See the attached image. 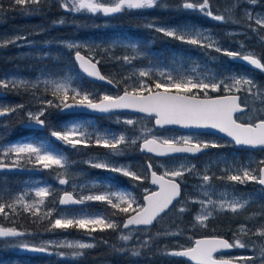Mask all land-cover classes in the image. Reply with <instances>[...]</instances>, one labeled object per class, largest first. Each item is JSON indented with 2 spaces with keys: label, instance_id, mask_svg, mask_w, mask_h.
Here are the masks:
<instances>
[{
  "label": "snow or ice",
  "instance_id": "6c2138e0",
  "mask_svg": "<svg viewBox=\"0 0 264 264\" xmlns=\"http://www.w3.org/2000/svg\"><path fill=\"white\" fill-rule=\"evenodd\" d=\"M47 0H11L10 7L18 8L23 14H31L40 11ZM260 0H231L230 6L226 7L223 13L216 14L213 11L212 0H180L172 5L166 0H54L55 6L65 12L80 13L88 12L92 14L102 13L105 16L122 13L126 10L143 9H169L189 11L211 18L221 23H231L240 25L242 20L249 21L247 28L255 34L259 42L264 45V12L257 13L255 7ZM4 11L0 5V13ZM240 12L241 19H236L235 14ZM56 23V22H54ZM58 23H64L61 19ZM146 27L162 33L166 37L178 40L181 43L197 46L201 49H211L217 53L240 60L264 72V55H259L255 51H248L242 54L240 51H230L222 48L213 36L195 25H177L175 27L157 26L155 22L149 23ZM228 36L235 33H226ZM25 37L15 36L12 38H0V48L8 45H15L18 40ZM69 50L87 47L90 52H95L99 45L95 47L89 45L74 44L72 42H61ZM120 43V42H116ZM131 54L115 57L117 62L122 61L123 66H133V61L146 58V53L141 50L138 43L121 44ZM111 47L103 49L109 52ZM244 48V44H241ZM94 57H85L79 50L75 51V61L79 69L87 77L95 78L99 81H106L107 84L119 88L123 85L121 94L96 93L82 90L75 84L76 77L72 73L60 76L46 75L41 73L43 79H0V89L24 90L30 93L35 101L37 111L26 113L27 125H35L40 128L48 126V121L44 118L49 109H56L59 112L71 111L73 109L85 108L100 113H113L115 110H134L139 113L154 117L155 125L163 128L166 125H180L183 127L211 128L225 133L231 138L235 146L250 149H260L264 151V84L257 83L245 74H238L230 71L229 74L212 73L206 68L198 71L201 65L194 64L190 68H184L183 64H177L173 59V66L168 68H134L133 71L124 75L119 80L106 77L101 73L97 65L99 60L93 62ZM151 64L152 62L149 61ZM220 76V79H217ZM158 77V78H157ZM223 90L225 95L209 96V90L218 92ZM39 93V94H37ZM244 93L243 96L239 95ZM201 94L203 98H201ZM51 96V99L48 96ZM25 108L24 104L15 106L0 105V117L8 116ZM117 123L133 126V135L120 134L111 131H101L91 124H84L78 121L65 123L60 130H52L50 136L61 142L71 151L80 152L92 145L107 149L104 157H90L84 163L97 169H105L114 173L130 177L133 181L147 180V173L151 175V184L157 185V191L144 189L143 202L137 201L130 192L122 190H112L109 187L103 192H99L95 181L76 183V176L71 172V167L76 161L71 160L63 149L55 148L51 141L33 138L30 141H18L8 145L0 144V169L17 168L21 161L32 164L34 168L40 170L55 171V179L59 185L71 184L73 191H63L54 188L52 185L30 187L25 191L10 196L8 201L4 200L5 193H0V216L10 218V216H20L29 214L36 222L46 221L47 231L57 229L82 230L91 236L97 231L107 230L120 231L127 230V234L121 232L119 240L128 243L133 239L139 240L141 231L139 226H144L147 231L155 221H158L162 214L167 215L173 211L177 219L181 222L183 216L189 213L191 205H199L193 216L192 227L208 228L212 219L219 215H229L239 217L247 212L250 204L254 203L251 197L245 198L237 195L235 190L229 191L232 185H245L254 182L264 186V159L259 161L250 160L237 162L233 159L209 161L208 165L200 169L193 164L188 156L177 158L174 154H202L210 148H220L221 145L215 141L203 140L198 136L185 135L180 137H158L153 134V129L142 126L136 130L138 121L134 119H117ZM91 129V130H90ZM139 143V149L147 153H154L157 157H168L166 163H161L164 168L162 174H157L153 163L146 164L144 175L131 170L130 165H117L113 157L120 156L132 146ZM12 159V163H7V159ZM224 164L221 169L223 173L216 176L209 174L213 165ZM194 176L199 183L192 186L195 195H189L183 188L185 176ZM214 180L224 181L225 187L221 192H217ZM80 190L87 194L74 195ZM59 196L58 205L66 206L58 208L57 202L51 200V207H47L49 198ZM30 194H34L28 199ZM217 198L214 199L213 197ZM86 202H102L112 210L108 212L89 211L86 208L73 209L72 205H85ZM179 205V206H177ZM46 209V210H45ZM10 210V211H9ZM56 214V218L52 219ZM123 214L125 219L119 223L113 217ZM256 220L264 221V206L258 211L252 212L244 217V222L240 223L232 232L233 239L230 242L219 236L196 239L194 246L178 248L165 251L167 256L186 257L196 264H255L256 259H260V264H264V240L257 243L253 240L250 243L243 237L252 236L264 238V222L252 231L248 223ZM14 222V221H13ZM136 226V227H132ZM179 227V225H177ZM181 231L163 233L157 232L155 237L178 236ZM24 233L15 227L0 226V237H20ZM152 235H146L139 244L125 249L115 248L114 251L130 254L132 257H140L143 253L141 249H148L153 241ZM107 244V241H104ZM49 246L56 248L71 249V252L60 251L56 253L61 257L70 255L72 258L83 257L85 250L93 249L95 244L82 241H61L54 243L45 242L41 246H31L21 243L19 247L30 251L45 253L49 251ZM257 250L256 256H239L234 258H216L214 253L224 249H246Z\"/></svg>",
  "mask_w": 264,
  "mask_h": 264
},
{
  "label": "trees",
  "instance_id": "16d2710c",
  "mask_svg": "<svg viewBox=\"0 0 264 264\" xmlns=\"http://www.w3.org/2000/svg\"><path fill=\"white\" fill-rule=\"evenodd\" d=\"M166 2H177L180 0H166ZM260 2H264V0H260ZM231 0H212L213 11L216 14L223 13L226 7H229ZM171 4V3H170ZM174 5V4H172ZM7 8V7H6ZM5 8V9H6ZM4 9V10H5ZM163 10V9H162ZM169 11L168 15L172 19L173 14L177 18H185L189 19L195 25H199L201 27H208L213 25L214 23H218L211 18L202 16L198 13H192L184 10H177L172 7L167 9ZM14 11V9H13ZM44 9L42 8L40 11H36L39 17H42L47 23L53 22V16L51 17L49 14L43 13ZM151 15H155L156 17H160V13L156 8L149 9L146 11ZM144 12V13H146ZM143 13V14H144ZM44 14V15H43ZM71 14H73L71 12ZM0 15L5 16V12L0 13ZM11 15L8 13V16ZM43 15V16H42ZM140 15H142L141 10H126L122 13L114 14L111 16L100 17L97 15H90L81 13L80 17L86 21L85 24L82 22V27L80 29V24H78V20L73 18V16H68L65 12L63 17L64 26L69 27L73 24V20L68 22L70 19H75V24L77 28H71L76 31L79 35H86L87 37H95V38H122V39H131L137 41L142 46L146 53V58H141L136 61H133L134 64L144 63L151 61L155 65H159L164 68L172 67L173 59L177 61V64L182 63L184 68H190L194 66V64L201 65V68L198 71H203L205 68L207 70L212 71H222L225 70L228 72L235 65L242 66L239 60H233L232 58L224 55L223 53H217L211 49H201L194 45H189L186 43H181L178 40L172 39L170 37L164 36L162 33H158L153 29L146 28L142 24V20ZM238 19L237 17H235ZM241 22L240 25H234V27L242 28L244 30V34H236L232 36H227L229 39H237L236 43L243 42H251L254 38L250 37L253 35L250 29L247 28V24ZM231 25V23H227L226 26ZM70 29V28H69ZM264 35V30H261ZM67 32V31H65ZM33 44V45H31ZM31 44L26 46H13L8 45L7 47L0 48V78L1 79H12V78H23L30 77L35 78L39 76L41 73H49L55 72L60 73L63 70H60V60L61 57L64 59V63L61 68H66L71 71V73L76 77L75 84L79 86L82 90H88L92 87L103 86L100 84H96L91 82L90 80L83 77L76 68V65L73 61V51L79 50L83 52L85 55H88L87 51L80 47L79 49L69 50L64 45L57 47L56 44L45 45V43H36L31 42ZM56 45V46H55ZM109 48V46L99 47L96 49L95 54L91 57H94V60H99L98 64L100 71L109 78H113L114 80L121 79L124 74L122 73L123 62H117L115 57L123 56L122 48L111 47L109 52H104L103 49ZM254 48V45L252 46ZM257 50V54H264V45L260 44V46L255 47ZM254 48V49H255ZM58 56V57H57ZM57 57V59H56ZM55 61L53 67L57 69V71L52 70L47 66L48 61ZM37 68V69H36ZM158 78V77H157ZM105 87V86H104ZM111 89V88H110ZM113 90V89H112ZM2 96H0V100H5L9 105H16L19 102L25 103L27 100L31 102V95L26 96V93L17 92L15 90H4L0 89ZM21 91V90H20ZM123 91V85L119 88L116 87L114 92ZM224 91L212 92L209 90L210 95L222 94ZM244 94V93H241ZM201 96H203L201 94ZM49 97H51L49 95ZM25 109V108H24ZM23 109V110H24ZM21 110L18 115L15 113L10 114L5 117V123L0 127V132L6 137L3 138L2 141L6 143H13L18 141H30L33 138L43 139L51 141L52 139L43 135L47 132V127L37 129L33 128L29 125L26 127L23 126L24 116L20 115ZM48 114H53V117H73V118H88L93 127H109L115 125V120L112 116H94L85 113H75V114H63L56 109H49ZM47 118V117H44ZM113 119V120H112ZM145 126L147 128L153 129L155 131L153 125L152 117H146ZM142 120V121H143ZM141 121V122H142ZM50 124V122H48ZM53 146L57 149H63L58 142H55ZM92 149H95L93 147ZM84 150V149H83ZM82 152V151H81ZM80 153V152H79ZM85 155V154H80ZM12 163V161H8ZM21 166L25 167H33L32 164L27 163L26 161H21ZM91 169V168H90ZM46 171L40 175L41 178H45ZM90 175H94L96 178L101 180L109 181L111 179H118L119 175L113 174L109 175L111 178H107L106 176H102L99 174L97 170L91 169ZM2 176L9 177L10 175H25V174H0ZM112 176H114L112 178ZM123 181L120 182L122 178L119 179L118 184L122 183V188L126 192H130L133 196L137 191V186L133 184V180L130 177H123ZM112 181V180H111ZM48 181L47 183H50ZM114 182V181H113ZM115 183V182H114ZM55 200L58 206V196H54L50 198L51 200ZM9 199L5 198V201ZM47 207L48 204H47ZM90 209L95 212H108L110 213L112 210L109 206L102 202H90ZM46 210V209H45ZM10 211V210H9ZM54 216V215H53ZM114 219H124V215L120 214ZM53 219V217H52ZM238 221H241L240 218H235ZM14 221V222H13ZM122 222V221H121ZM183 222V221H182ZM225 222V223H224ZM230 222L231 218L223 217L219 219L218 226L208 227L206 229L201 230L198 234L201 236H224L230 240L233 239L232 230ZM264 221L256 220L255 224L257 227ZM122 224V223H121ZM235 224V223H234ZM179 225V227H177ZM0 226L2 227H15L18 231L29 234L30 238H34L37 235L45 236L50 231H47L48 223L46 221L36 222L29 214L25 213L20 216H10V218H5L4 216H0ZM70 235L74 236H85L90 240L97 241V246L93 249L85 250V255L80 258H72L70 255L61 257L56 253L60 251L71 252V249L67 248H51L48 252L40 253L34 251L23 252L20 251L18 247H12L15 244L16 237H0V261H7L5 258H11L13 262H19V264H191L185 260L180 259L175 256H167L163 253L170 249H177V246L173 245L169 241L177 236H160L155 237L157 232H175L181 231L184 233V225L181 224L180 220L176 219V215H172V211L168 212L167 215H163L155 224L148 228L147 233L140 234V232L135 233L134 235L139 236V240H143L146 235H152L154 237L150 246H154L156 242H169L170 244L166 247L160 248L159 251L151 252L147 249H141L142 255L140 257H132L130 254H124L113 250L112 246L115 248H131L133 245L139 244V240L133 239V241L125 243L119 240V235L121 232L127 234V230L121 229L120 231L107 230L103 232H95L89 236L82 230L70 229L67 230ZM180 236V235H178ZM192 235L188 234L187 237L192 240L190 237ZM27 238V237H26ZM254 237L252 236L251 239ZM256 241H259L257 237H255ZM107 241V244L104 243ZM150 249V248H149Z\"/></svg>",
  "mask_w": 264,
  "mask_h": 264
},
{
  "label": "rangeland",
  "instance_id": "374dc122",
  "mask_svg": "<svg viewBox=\"0 0 264 264\" xmlns=\"http://www.w3.org/2000/svg\"><path fill=\"white\" fill-rule=\"evenodd\" d=\"M176 1V0H175ZM49 2H46V4ZM171 4H176L177 2H170ZM261 6H264L263 4H260ZM246 7H255V11L257 13L259 12H264V7L261 6H247ZM149 9H143L141 10L142 15H140L141 17V22L142 24L146 27L147 24L155 22L157 26H165V27H175L177 25H195L193 22H191L189 19H185V18H177L175 16V13L173 14L172 19L169 17L168 10L165 9H161V8H156V10H158V12L160 13V17H156L155 15H151L149 13H147L146 11ZM146 12V13H144ZM47 14H49L51 17L52 15L50 14V12L46 11ZM84 13V14H90V15H97L99 14L100 17H104L105 15H103L102 13H97V14H92V13H88V12H80ZM144 13V14H143ZM8 13L5 14L4 16V20L5 22V27L7 29V31H2L0 32V38H12L15 36H21L23 37V33L24 30L21 27L24 26H29V24H26L25 21L20 20V17H24V16H31V15H27V14H23L21 12H18L17 9H13L11 10V16L7 15ZM11 17L10 19L7 20V18ZM46 18V14L44 16ZM78 19V24H80V29L82 27V22L83 24L86 23V21H84L80 15H76L75 16ZM235 17H237L238 19H241L240 16V12H237L235 14ZM53 22L58 23L59 20L63 19V17L59 16L58 18L53 17ZM42 20L45 22V20L42 18ZM72 19H70L68 22H71ZM244 21L243 23L248 24L250 23L249 21L246 20H242ZM61 29H60V35H63L61 37H53L51 39L46 38V36H49V32L51 29L47 30L46 33V29L48 28H44L42 29V23H41V19L37 22H35L34 24H30V28L32 29V31L37 32L36 35H39L40 38H32L29 39L28 41H25L24 43L29 44L30 42H36V43H46L47 41H51L52 44H56V45H64L63 42H72L74 44H80V45H89V46H93L95 47L96 45H99V47H103L104 46H110L115 44V47L117 48H122V52L123 55L125 54H131L130 50L126 51L121 44H128V43H138L140 45L139 42L131 40V39H122V38H95V37H87L86 35H79V31L78 33L74 30H72V27H66L64 26V23H60L59 24ZM201 29H204L206 32L210 33L214 39H216L219 43V45L227 50L230 51H240L242 52V54H246L248 51H256L252 48V46L254 45V47L260 46V42L258 37L253 34L250 35V37H255L251 42H246L245 40L243 42H238L236 43L237 39L233 40V39H229L226 35V33L232 32L236 34H244V30L242 28H237L234 27V24H231L229 26H226L225 23H214L211 26L208 27H201L199 25H195ZM70 28V29H69ZM148 28V27H146ZM154 30V29H153ZM67 31V32H65ZM155 31V30H154ZM40 33H43L46 35H41ZM261 35H263L262 31L260 33ZM25 35V34H24ZM59 36V35H57ZM116 42H120V43H116ZM244 44V48H241V44ZM26 46V45H24ZM84 48L88 55L93 56L95 54V52H90V49L87 47H82ZM142 51H144L143 49H141ZM145 52V51H144ZM58 57V56H57ZM56 57V59H57ZM55 61H48L47 62V66L50 67L52 70L57 71L56 68L53 67V64ZM64 63V59L61 57L60 60V66L62 67ZM60 70H63L60 73H55V72H49V73H44L46 75H55V76H60V75H64L67 73H71L70 70L64 68H61ZM164 68L161 67L159 65H155L153 63H148L144 62V63H139V64H134L133 66H123L122 68V73L124 75H127L128 73H130L131 71H133L134 68ZM37 69V68H36ZM230 71H235L238 74H245L249 77H251L253 79V77L251 76L250 73H248L247 71L244 70V68H241L237 65H235L234 67H232L230 70H228V72H226L225 70H220V71H212V73H223L224 75L229 74ZM37 78L43 79L44 77L41 76V74L35 78H30V77H23V78H16V79H25V80H36ZM220 76H217V79H220ZM1 79V78H0ZM257 82V81H256ZM257 83L259 84H264L261 83L260 81H258ZM6 90V89H4ZM86 91H90V92H96V93H108V94H112L115 95L114 90L108 88V87H104V86H96V87H92L89 88ZM220 91H223L222 89ZM1 92V91H0ZM17 92H23L26 93V96L30 95V93L25 92L24 90L21 91H15V93ZM2 93V92H1ZM39 94V93H37ZM49 99H51V97L48 96ZM18 104H24L25 105V109L21 112L20 115L24 116V121H23V126L26 127L27 126V120H26V113L28 111H37V106L35 101H33L31 99L27 100L25 103L19 102ZM0 105H4V106H15V105H9L5 100H0ZM17 105V104H16ZM20 113V111L16 112L15 114L18 115ZM119 117H116L115 120V125L114 126H105V127H96L95 128L101 130V131H111L113 133H116L117 135L120 134L121 132H125L126 135H133V126H129V125H125L123 123H117V119ZM143 118L146 117H132V116H123L120 117L119 119L121 121H123L124 119H134L136 121H138V123L135 125V129L138 130L140 129L142 126H145V119L143 120ZM113 120V119H112ZM143 120V121H142ZM71 121H78V122H82L84 124H89L90 120L88 118H82V117H78V118H73V117H59V120L57 118V116L53 117L52 120L49 119L48 122H50V124H52V128H50V132L52 130H60L62 128V126L67 123V122H71ZM142 121V122H141ZM5 123V119L3 118V121H0V127L3 126V124ZM91 130V129H90ZM153 134L158 136V137H165V138H172V137H180V136H185V135H191V136H198L200 139L206 140L204 138H201L197 133H193V132H182V131H178V130H174L171 128H165V129H156L155 131H153ZM6 137V135H3L2 132H0V144L3 145H8L10 143H6L3 140V138ZM46 137V136H45ZM51 137V136H48ZM47 138V137H46ZM52 139V138H51ZM54 139V140H53ZM51 140L52 145L55 144V142H58L60 144V146L62 148H64V151L67 153V155L70 157L71 160L76 161L75 164L72 165L71 167V172L74 174H78L76 176V183H85V182H91V181H95L97 183L98 186V191L99 192H103L105 190H107L109 187L112 188V190H122L125 191L122 187L124 186V184L120 183L118 184V181L120 178H122L120 180L123 181V176L122 174H119V178L118 179H111L109 181L106 180H101L99 178H96L93 174L90 175L89 173L91 172V169L93 170H97L99 172L100 175H102L103 177L106 176L107 178H111L109 175H113L116 174L114 172L105 170V169H97L94 167L89 166L88 164L84 163L85 160H88L90 157H101L103 158L105 153L108 152L107 149H104L102 147H98L95 145H92L91 147L82 150V152H74L71 151L69 148L65 147L61 142L55 140V138H53ZM211 141H215L219 144L223 143V140H220L219 137L215 138V139H210ZM14 143V142H13ZM93 147H95V149H92ZM219 151V150H217ZM216 151V152H217ZM226 150H220V152L213 154V155H205L203 157L200 158H192V157H188L191 162L193 164H196L198 166V168L203 169L205 168L209 161H215V160H228L229 162H231L233 159H235L237 162H243L242 160H240V158H238L237 155H232L229 153H225ZM206 153V152H205ZM80 154H85V155H80ZM204 154V153H202ZM138 157V158H137ZM177 158H180L182 156H176ZM255 157H252V160H254ZM256 158L257 161L264 159V152H259V154H256ZM168 157L165 158H160V157H156V156H151V155H147L144 154L142 152L139 151V143H137V145L129 147L124 154L120 155V156H116L113 157V161L114 163H116L117 165L120 164H126V165H130L131 166V170L132 171H136L141 175H144L146 172V164L147 162H152L153 166H154V170H156L159 173H163L164 172V168L160 167L161 163H166L168 161ZM8 161H12V159H7V163H10ZM245 161H249V160H245ZM225 165L224 164H220L218 167L213 165L210 169L209 174H215L216 176H220L223 173L221 172V169L224 168ZM91 168V169H90ZM46 174H45V178H41L40 176L37 175H10L9 177L7 176H2L0 175V193H5L4 195V200L5 198L10 199V196H14L17 193H20L22 191L27 190L30 187H37V186H45V185H52L54 188L57 189H62L63 191H69L72 192L73 188L71 186V184L68 185H59L58 181L55 179V171H51V170H45ZM43 172V170H42ZM41 172V173H42ZM40 173V174H41ZM1 174V173H0ZM7 174H13V173H7ZM38 174V175H40ZM148 176V173H147ZM114 176H112L113 178ZM48 181H51L50 183H47ZM115 183H114V182ZM149 179L147 180H142V181H133V184L137 186V191L134 193V197H136L137 201L142 203V196L144 194V189L147 188L150 191L153 189L149 184H148ZM199 183L198 179L194 176H185V181L182 184V188L189 194V195H195V193H193L192 191V186ZM213 183L216 185V189L217 192H221L224 190L225 187V182L224 181H217L214 180ZM123 185V186H121ZM233 189L235 190V193L237 195H242L245 198H249L251 197L252 200L254 201V203L250 204L247 212L241 214L238 218L241 219V221L237 222V219L235 220V218L232 216L231 214L229 215H219L216 218L212 219L209 223L208 227H213V226H218L219 224V219L223 218V217H227V218H231V221H233L234 223L230 222L231 225V230L235 231L238 227V225L242 222H244V217L247 215H250L252 212L258 211L262 206H264V189L259 186L257 183L254 182H248L245 185H239V184H235L232 185V187H230L228 190L229 191H233ZM63 192L60 191L58 192L56 195L59 196L62 194ZM79 194H87V192H83L81 193L79 189H77V191L74 193V195H78ZM34 196V194H30V196L28 197V199H31ZM214 199H216L217 197L214 196ZM48 206L51 207V201L49 198V202H48ZM108 206V205H106ZM179 206V205H177ZM110 207V206H109ZM58 208H60L58 206ZM73 208V207H71ZM82 207H74L73 209H79ZM83 208H86L89 211H92L90 209V205L87 206H83ZM191 210L189 213L184 214L183 216V222H181L182 225H184V233L181 234L180 236H177L176 238L171 239L169 242L172 243L173 245L177 246V249L182 247V248H186L188 246L191 245L192 241L194 238L201 236L200 234H198L201 230H203L204 228H199V227H195L193 228L192 225V218L195 215L196 211L199 208V205H191L190 206ZM176 215L175 212L172 211V215ZM56 218V214H54L53 219ZM177 219V217H176ZM119 223H122V219H116ZM179 220V219H177ZM256 221L254 222H250L248 223V227L252 229V231H255V228L257 227V224H255ZM225 223V222H224ZM220 225V224H219ZM260 226V225H259ZM144 227H141V231L140 234H145L147 233V231L143 230ZM70 230V229H68ZM190 234L192 236H190L192 238L189 239V237H187V235ZM27 237V238H26ZM255 239V236H253ZM244 240L248 241V243L251 244L252 241H250L248 236L243 237ZM257 239H259L260 243L261 240H263V238H259L257 237ZM15 240V244L12 245V247H18L20 251L23 252H28L30 251L29 249H25V248H21L19 247V245L21 243H27L31 246H41L42 244H44L45 242L48 241H52L54 243H58L61 241H82V242H90L93 243L97 246V241L94 240H90L85 236H74V235H70V233L67 230H54V231H50L49 233H47L45 236L43 235H37L34 238H30L29 234L24 233L23 236L20 237H16ZM169 242H161L158 241L155 243L154 246H150V249L148 248V251L151 252H158L160 248L166 247L167 245H169ZM51 248H56L54 246H49V249ZM171 250V249H170ZM234 257H239V256H256L257 255V250L254 248H246V249H238L235 248L234 249ZM224 256V255H222ZM227 258H231L229 256H227ZM5 260L7 261H0V264H19V262H13L11 260V258H5ZM255 264H260V259H256Z\"/></svg>",
  "mask_w": 264,
  "mask_h": 264
},
{
  "label": "flooded vegetation",
  "instance_id": "af4514ba",
  "mask_svg": "<svg viewBox=\"0 0 264 264\" xmlns=\"http://www.w3.org/2000/svg\"><path fill=\"white\" fill-rule=\"evenodd\" d=\"M47 4L43 5L42 8L44 9L43 13L45 14L46 11L50 12V14L56 18H58L59 16L61 17H64L65 15V11L63 9H60L58 8L57 6H55L54 4V0H47ZM10 4H11V0H0V5L3 6V8L6 9L3 11L6 13H10L11 14V10L12 9H17L18 12H20V10L18 8H11L10 7ZM260 4H263L264 5V2H260L258 5L256 6H261ZM261 7H264V6H261ZM68 14V16H73V18H75L76 15H80V13H73L71 14V12H66ZM43 14V15H44ZM8 15V14H7ZM27 15H31V16H24V17H20L19 18V21L20 20H23L26 22V24H34L35 22L39 21L41 19V23H42V29H46V33H47V30L51 29L49 32V36H46V38H53V37H61L63 35H60V23H54L51 21V23H47V21L45 20V22L42 20V17H39L38 14H36L35 12H32L31 14H27ZM42 15V16H43ZM11 16V15H9ZM4 16L3 15H0V32L2 31H7V29L5 27V20L3 19ZM11 17L7 18L10 19ZM77 19V18H76ZM73 20V24H71L69 27H72V28H77L76 24H75V19H72ZM78 20V19H77ZM78 22V21H77ZM29 26H24V27H21L23 30H24V33H23V37H25L26 39H21V40H18V42L13 45V46H24V45H29L31 44V42L29 44L27 43H24L25 41H28L29 39H32V38H40L39 35H36L37 32L35 31H32V29L29 27ZM43 34V33H40L41 35H46ZM25 34V35H24ZM59 35V36H57ZM33 45V44H31ZM45 45H52L51 41H47L45 43ZM56 46V45H55ZM60 46H63V45H57V47H60ZM256 50V49H254ZM257 53V50L255 51ZM245 71H247L248 73L251 74V76L253 77V79L255 81H260L261 83H264V72H261L260 70H255L253 68H248V69H244ZM116 88V87H115ZM120 92H116V94H119ZM241 95V94H240ZM0 96L3 97L2 94H0ZM243 96V95H241ZM1 98V97H0ZM123 116H132V117H135L136 115H133V114H126V113H118V114H115V115H112V118L115 119L116 117H123ZM45 118L47 121L49 119L52 120L53 118V114H47ZM139 117V116H138ZM0 121H3V119H1ZM50 128H52V124H48V128H47V132H45V134L43 135L44 137L46 136H50ZM201 138H204L206 140H210V139H215L217 137H219L220 140H223V143L221 145H224L223 147H220V148H210L208 151H206V153L196 157L197 158H200V157H203L205 155H213V154H216L218 152H220V150H226L225 153H229V154H232L233 156L234 155H237L238 158H240V160H242L243 162H245V160H252V157H255L254 160L257 161V158H256V154H259V152H264V151H261L260 149H249V148H240V147H236L232 142H230L229 140L225 139L224 137L222 136H219L217 134H214V133H211V132H199L197 133ZM53 139V137H50ZM219 150V151H217ZM217 151V152H216ZM138 158V157H137ZM232 241V240H231ZM235 249V248H234ZM234 250L232 253H226V254H223L225 257L229 256L231 258H234Z\"/></svg>",
  "mask_w": 264,
  "mask_h": 264
},
{
  "label": "water",
  "instance_id": "95a60500",
  "mask_svg": "<svg viewBox=\"0 0 264 264\" xmlns=\"http://www.w3.org/2000/svg\"><path fill=\"white\" fill-rule=\"evenodd\" d=\"M81 55H84L85 57H88L87 55H85V54H83L82 52H81ZM73 60H74V63H75V65H76V68H77V71L83 76V77H85L86 79H88V80H90L91 82H94V83H96V84H102V85H108V86H112V87H114L113 85H109V84H107V82L106 81H99V80H97V79H95V78H91V77H87V75L86 74H83L82 72H81V70L79 69V66H78V63L75 61V52H74V54H73ZM93 62H95L94 60H93ZM244 65H246V66H249V65H247L246 63H243ZM97 67L99 68V66L97 65ZM249 67H252V66H249ZM99 70H100V68H99ZM102 73V72H101ZM103 74V73H102ZM104 75V74H103ZM121 94V93H120ZM225 95V94H224ZM217 96V95H216ZM211 97H215V96H211ZM201 98H203V96H201ZM62 113H64V114H66V113H87V114H92V115H98V116H103V115H112V114H117V113H132V114H136V115H141V116H144V117H151V116H148L147 114H144V113H139V112H136V111H134V110H115L113 113H100V112H96V111H93V110H89V109H85V108H79V109H73V110H71V111H65V112H62ZM1 118H3V117H0V119ZM152 121H153V125H154V128L155 129H163V128H171V129H176V130H178V131H182V132H211V133H214V134H217V135H219V136H222V137H224L225 139H227V140H229L230 142H231V138L230 137H228L225 133H221V132H219V130H217V129H211V128H194V127H183V126H180V125H166V126H164L163 128H161V127H159V126H156L155 125V119H154V117H152ZM32 126H35V125H32ZM38 127V126H37ZM234 144V143H233ZM236 147H240V146H236ZM240 148H243V147H240ZM250 149V148H249ZM207 150H209V149H207ZM207 150H205V152L207 151ZM139 151L140 152H142V153H144V154H147V155H151V156H155V154L154 153H147L146 151H141L140 149H139ZM204 152V153H205ZM175 156H189V157H197V156H199V155H201V154H196L195 156H193L192 154H174ZM157 157V156H156ZM160 158H165V157H160ZM148 163V162H147ZM9 164H11V163H9ZM42 172V170H40V169H37V168H34V167H23V166H19V167H17V168H10V169H0V173H24V174H40ZM157 174L159 175V174H161V173H159V172H157ZM148 179H149V181H148V184L153 188L151 191H157L158 190V186L157 185H152L151 184V175H150V173H148ZM259 185V184H258ZM261 186V185H260ZM263 188H264V186H262ZM63 194V193H62ZM61 194V195H62ZM145 194V193H144ZM144 194H143V196H144ZM143 196H142V202H143ZM88 204V202H86V204L85 205H87ZM85 205H72V206H70V207H82V206H85ZM59 207H61V208H64V207H66V206H60V205H58ZM162 216H163V214H162ZM125 219V218H124ZM123 219V220H124ZM123 220H122V223H123ZM156 222V221H155ZM155 222L153 223V225L155 224ZM152 225V226H153ZM132 227H136V226H132ZM140 228L141 227H144V226H139ZM151 227V226H150ZM211 236H217V235H211ZM211 236H199V237H196V238H194L193 239V241H192V243H191V245L190 246H188V247H192V246H194V242H195V240L196 239H202V238H205V237H211ZM219 237H222V238H224V239H226L225 237H223V236H219ZM187 248V247H186ZM233 249H224V250H220V251H218L217 253H214V256L216 257L217 255H219V254H224V253H229V252H231ZM180 259H182V260H185V261H187V262H189V263H191V264H196V262L195 261H192V260H190L189 258H186V257H179ZM216 258H218V259H220V257H216ZM225 259H227V258H225Z\"/></svg>",
  "mask_w": 264,
  "mask_h": 264
},
{
  "label": "bare ground",
  "instance_id": "6f19581e",
  "mask_svg": "<svg viewBox=\"0 0 264 264\" xmlns=\"http://www.w3.org/2000/svg\"><path fill=\"white\" fill-rule=\"evenodd\" d=\"M263 240H264V238H263Z\"/></svg>",
  "mask_w": 264,
  "mask_h": 264
}]
</instances>
